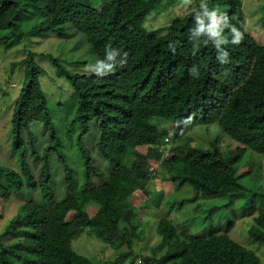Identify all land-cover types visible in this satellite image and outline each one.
I'll return each mask as SVG.
<instances>
[{
    "label": "trees",
    "instance_id": "trees-1",
    "mask_svg": "<svg viewBox=\"0 0 264 264\" xmlns=\"http://www.w3.org/2000/svg\"><path fill=\"white\" fill-rule=\"evenodd\" d=\"M163 1L0 0V30H10V45L24 35L64 37L70 27L97 59L104 57L105 47L110 45L125 60L112 73L97 77L71 75L51 58L59 73L71 80L75 112L62 133L51 121L38 79L41 70L31 53L22 59L26 82L12 107L8 143V152L16 155L17 163L0 164V199L8 200L11 192L24 186L39 187L43 197H53L47 157L53 150L61 154L69 194L50 208L34 201L19 205L0 233V264H120L125 259L133 264L132 244L141 237L144 226L154 230L158 241H152L143 264L261 263L251 248L256 242L264 249V200H259L242 229V243L215 226L195 230L192 219L199 211L206 212L204 219H209L216 207V203L207 206L210 201L257 197L240 181L238 170L247 151L252 156L264 155V44L247 32L242 0H206L207 5L224 9L229 25L244 34L240 45L225 46L229 61L221 65L210 43L201 42L193 48L189 30L199 6L178 10L164 33L144 26L147 16ZM40 13L46 14L45 18L28 25L29 18ZM22 22H28L25 30ZM260 27L264 29V3ZM225 35H229L227 28ZM193 65L200 68L198 79L189 75ZM153 118L168 121V128L153 124ZM39 122L52 132L43 156H36L42 167L35 181L26 163L21 132L25 130L31 140L29 127ZM197 124H215L237 144L224 152L218 138L194 143L187 133ZM89 134L98 153L111 165L105 177L91 165L90 153L82 145V137ZM63 136L79 142L84 164L81 184H75L73 169L63 155ZM249 158V172L258 178L264 161L257 166L255 158ZM158 174L160 180L170 181L171 193L148 189ZM92 176L103 180L95 185ZM185 186L192 195L166 199L173 189ZM141 194L152 202L147 199L136 206L134 201ZM256 194L262 196L264 191ZM161 201L178 212L159 216L155 206ZM88 203L97 206L92 216L85 210ZM71 211L76 214L68 221ZM149 214L152 223L146 217ZM17 225L21 228L16 229ZM86 229L105 247L120 250L112 258L96 262L76 252L72 242ZM16 234L20 239L3 242Z\"/></svg>",
    "mask_w": 264,
    "mask_h": 264
},
{
    "label": "rangeland",
    "instance_id": "rangeland-1",
    "mask_svg": "<svg viewBox=\"0 0 264 264\" xmlns=\"http://www.w3.org/2000/svg\"><path fill=\"white\" fill-rule=\"evenodd\" d=\"M201 0H164L163 3L156 9H154L146 18L144 26L148 30H156L160 33L166 31L167 26L171 20L179 14V11L190 8H196L200 6ZM264 0H242V8L246 15L245 28L247 32L255 38L259 44H264V29L260 27V21L262 17V6ZM209 9H218L220 12L225 13L224 9L207 5ZM187 11V10H186ZM185 12V11H184ZM46 14L40 13L35 15V18H29L28 22L21 23V29L25 28L34 23H39L45 18ZM25 23H28L26 25ZM71 28L67 27L66 31L68 34L64 37L56 34L47 33L43 36H27L20 37L19 41L10 45L13 35L10 34L9 29L0 30V164H8L15 166L17 163L16 155L11 156L8 152V143L10 141V120L12 116V107L15 99L18 96L21 88L26 82L24 79L25 64L22 63V59L31 53V57L35 65L41 70L38 74L40 86L45 93L47 105L49 107V113L51 121L56 131H64V125L72 120L74 115L73 104H71L72 88L71 80L66 77V74H60L58 68L53 64L52 59H56L63 65V70L67 71L71 75L75 74H89L85 71L86 65L94 63L97 59L96 56L90 51V48L84 43L79 34H75L70 31ZM10 42V43H9ZM151 122L155 125L167 127L168 121L153 118ZM91 124V128H92ZM31 132V140L26 133L22 131L21 137L22 142L25 144V159L30 169L31 175L35 181H38L41 172L40 159L45 152L49 139H51V130L49 126H45L44 123H34L29 127ZM193 139V142H203L205 140H213L218 138V146L221 151H227L229 148L237 144L235 141L230 139L227 135L220 132L219 128L215 125H203L197 124L187 133ZM64 147H62L63 155L66 157L67 164L73 169V176L75 184L83 183V159L79 152V142L75 138L69 140L66 136L62 139ZM83 147L90 153L91 164L93 167L100 170L104 177L108 175L111 165L98 153L95 148V141L92 135H84L81 139ZM173 142L170 143L172 145ZM169 145V146H170ZM167 153V152H165ZM49 170L51 174V182L49 186L53 192V197H43L39 187L29 188L24 186L19 192H11L8 200L0 199V233L4 227L9 223L11 218L16 214L19 205L25 201H34L35 203L43 206L44 208H50L57 202L65 199L69 190L64 186L65 173L64 165L59 160V155L56 151L47 152ZM245 158L239 162L238 173L240 175V181L253 190V194L257 197L250 198H235L226 197L221 198L220 201H210L207 206L214 205L215 209L210 213L209 219L205 220V214L200 211L197 216L192 219L195 230H202L204 227L215 226L220 230H225L229 235L240 240L243 238L242 229H245L248 219L253 215V212L260 205V201L264 200V195L258 196L256 193L264 191V155L254 154L251 155L250 151L245 153ZM249 157L255 158L253 164H262L261 175L256 177L255 173H250L252 164H247ZM246 165V167H245ZM155 167V166H154ZM97 176H92V181L95 185L102 182ZM148 189L157 193L159 190L164 191V195L171 193L172 184L170 181L160 180V176L153 178L148 185ZM189 197L187 187H181L179 190L173 189L172 195L166 197L171 199L173 197ZM252 198V197H251ZM148 198V195L141 194L134 201L136 206H139L144 200ZM260 200V201H259ZM155 206V211L159 216L167 217L170 213H177L178 211L169 207L168 204L162 203ZM86 212L89 216H92L97 206L94 203H88ZM76 213L69 212L66 219L71 220ZM150 218L151 223L153 218L151 215H147ZM21 225H17L16 229H20ZM86 229L82 235L72 242V248L88 257L94 262L101 259L112 258L119 248L105 247L98 239L94 237L92 233ZM241 237V238H240ZM8 238V237H6ZM20 239V235L16 234V237L9 239H3V242H11V240ZM155 239L154 230L145 228L143 234L138 240H135L132 244V250L134 255L131 257L133 264L138 263L140 259L143 263V257L151 252V244ZM250 240V239H249ZM158 240L155 239V243ZM251 241V240H250ZM252 242V241H251ZM242 243V242H241ZM255 248H251L256 251V254L260 258V264H264V249L263 246L252 242ZM125 250V245L121 247ZM116 251V252H115ZM130 260L125 259L120 264H128Z\"/></svg>",
    "mask_w": 264,
    "mask_h": 264
},
{
    "label": "clouds",
    "instance_id": "clouds-1",
    "mask_svg": "<svg viewBox=\"0 0 264 264\" xmlns=\"http://www.w3.org/2000/svg\"><path fill=\"white\" fill-rule=\"evenodd\" d=\"M193 24L194 26L189 30L193 48H198L201 42L210 43L216 50V59L221 65L229 61V52L225 46L229 44L238 46L244 39V34L240 30L229 25L226 14L215 8L209 9L206 0H201L199 11L195 12L193 16ZM226 28L229 29V35H225ZM118 57L120 58L117 59ZM124 62V57L120 55V52L109 45L105 47L104 57L86 65L85 71L97 77H104L112 73L118 66H122ZM189 75L198 79L200 68L193 65L189 69ZM138 263L143 264L140 259Z\"/></svg>",
    "mask_w": 264,
    "mask_h": 264
}]
</instances>
